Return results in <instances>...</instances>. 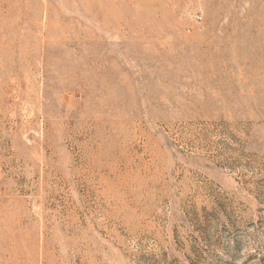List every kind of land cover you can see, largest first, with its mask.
<instances>
[{
  "label": "rangeland",
  "instance_id": "obj_1",
  "mask_svg": "<svg viewBox=\"0 0 264 264\" xmlns=\"http://www.w3.org/2000/svg\"><path fill=\"white\" fill-rule=\"evenodd\" d=\"M0 264H264V0H0Z\"/></svg>",
  "mask_w": 264,
  "mask_h": 264
}]
</instances>
